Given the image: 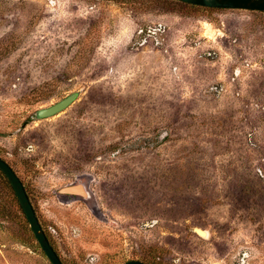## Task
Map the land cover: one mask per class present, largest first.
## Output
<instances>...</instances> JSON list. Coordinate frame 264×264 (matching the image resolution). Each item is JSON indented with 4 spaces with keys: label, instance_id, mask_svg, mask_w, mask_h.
<instances>
[{
    "label": "rangeland",
    "instance_id": "374dc122",
    "mask_svg": "<svg viewBox=\"0 0 264 264\" xmlns=\"http://www.w3.org/2000/svg\"><path fill=\"white\" fill-rule=\"evenodd\" d=\"M0 155L64 264H264V12L0 0ZM0 264H52L1 172Z\"/></svg>",
    "mask_w": 264,
    "mask_h": 264
},
{
    "label": "water",
    "instance_id": "95a60500",
    "mask_svg": "<svg viewBox=\"0 0 264 264\" xmlns=\"http://www.w3.org/2000/svg\"><path fill=\"white\" fill-rule=\"evenodd\" d=\"M186 3L207 6L221 9H246L254 11L264 12V0H180ZM79 91H74L59 101L45 107L39 108L35 112L37 118H47L59 114L67 107H69L79 96ZM0 169L5 173L13 186L15 193L21 203V206L26 214L31 229L39 242L41 248L52 262V264H64L57 250L51 243L46 231L44 230L42 223L37 215L32 200L28 194L26 186L18 175L13 166L0 155ZM63 192L81 193L85 194L84 187L81 184L64 187ZM202 233L206 234L205 231L198 229ZM200 232V233H201ZM201 233V234H202ZM122 264H146L140 259H131Z\"/></svg>",
    "mask_w": 264,
    "mask_h": 264
},
{
    "label": "trees",
    "instance_id": "16d2710c",
    "mask_svg": "<svg viewBox=\"0 0 264 264\" xmlns=\"http://www.w3.org/2000/svg\"><path fill=\"white\" fill-rule=\"evenodd\" d=\"M190 4V3H189ZM190 5H193V6H197V7H200V8H204V9H221V8H213V7H207V6H200V5H194V4H190ZM0 172L4 175V177L6 178V179H8L7 178V176L5 175V173L0 169ZM8 181H9V179H8ZM10 182V181H9ZM10 185H11V183H10ZM11 187L13 188V186L11 185ZM14 189V188H13ZM15 191V190H14ZM20 202V201H19ZM21 204V203H20ZM23 209V208H22ZM24 211V210H23ZM25 213V212H24ZM26 215V214H25ZM27 218V217H26Z\"/></svg>",
    "mask_w": 264,
    "mask_h": 264
},
{
    "label": "bare ground",
    "instance_id": "6f19581e",
    "mask_svg": "<svg viewBox=\"0 0 264 264\" xmlns=\"http://www.w3.org/2000/svg\"><path fill=\"white\" fill-rule=\"evenodd\" d=\"M199 232H201V231H199ZM201 233H202V232H201ZM202 234H204V232H203Z\"/></svg>",
    "mask_w": 264,
    "mask_h": 264
}]
</instances>
